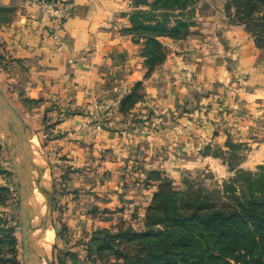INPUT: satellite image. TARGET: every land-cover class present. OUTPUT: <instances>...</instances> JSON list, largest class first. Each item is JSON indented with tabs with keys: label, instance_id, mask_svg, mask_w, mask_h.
<instances>
[{
	"label": "rangeland",
	"instance_id": "rangeland-1",
	"mask_svg": "<svg viewBox=\"0 0 264 264\" xmlns=\"http://www.w3.org/2000/svg\"><path fill=\"white\" fill-rule=\"evenodd\" d=\"M123 1L121 15L128 22L120 32L129 36L135 47L134 55L144 67V77L180 78L174 73L157 75L171 56L168 52L171 48L165 41L193 38L205 52L211 49V42L227 49L233 39L225 38L223 33L230 27L243 35L238 39L232 34V38L238 39L236 42L254 46L259 56L254 67L264 74V45H257L253 32L235 19L232 0H185L182 9L176 8L172 1L168 7H162L158 0ZM14 11L13 6L3 8L0 18L10 19ZM131 18L139 24L134 22L131 27ZM177 21L183 25L175 37L160 27L175 29ZM130 27L134 29L131 31ZM149 37L158 44L147 42ZM158 45L163 52H158ZM149 49L152 54L148 59L158 58L151 68L144 56ZM0 54H4L1 44ZM161 55L164 59L160 62ZM8 61L0 55V75L6 72L4 62ZM249 62L246 59L237 72L236 67L227 66L232 74L231 82L237 84L224 87L223 100H217L215 106L221 113L216 122L223 133L214 131L209 135L208 138L221 136L213 143L206 138L192 143V135L182 132L181 111L176 109L174 114L155 105L140 81L116 100L105 97L89 102L90 118L83 125L91 127L93 140L89 143L95 145L87 153L67 154L61 150L60 139L65 135L61 130L65 126L63 122L71 114L70 103L31 99L22 96L15 87H0L22 122L30 128L34 139L31 149L38 147L47 162L49 264H125L122 254H127L126 246L133 244L125 239L126 232L149 229L163 232L164 225L152 223L165 214L185 213L196 206H201L203 211L224 209L234 202L233 198L242 201L264 197V80L258 93L249 87L250 72L246 71ZM188 80L195 82V76L191 74ZM196 91L193 95L197 109H201L210 91L203 87H197ZM129 94L134 98L124 100ZM72 112L79 111L74 108ZM168 129H174L177 134L166 141L155 139L157 135L167 139ZM18 190L2 131L0 264H23ZM146 242L134 241L139 245ZM130 255V261H135L131 251Z\"/></svg>",
	"mask_w": 264,
	"mask_h": 264
},
{
	"label": "crops",
	"instance_id": "crops-1",
	"mask_svg": "<svg viewBox=\"0 0 264 264\" xmlns=\"http://www.w3.org/2000/svg\"><path fill=\"white\" fill-rule=\"evenodd\" d=\"M61 1L71 5V12L58 23L50 21L40 10L38 0H0V10L15 7L10 19L0 18V44L4 53L0 55L9 60L4 62L6 72L0 75V87H15L22 96L31 99L69 102L71 114L63 122L65 126L61 130L65 135L60 139L61 150L67 154L87 153L95 145L89 143L93 140L91 127L83 125L90 118L87 112L91 107L87 104L96 98L116 100L140 81L155 105L174 114L176 109L181 111L182 132L192 135V143H197L198 138L212 143L221 138L223 131L216 122L221 112L215 105L217 100H223L224 87L237 84L231 82L228 65L236 67L237 72L246 59L250 61L246 68L250 72L249 87L255 93L262 90L264 74L254 67L258 52L252 44L236 42L243 35L231 27L223 33L225 38L233 39L227 49L211 42V49L205 52L193 38L165 41L171 48L168 50L171 56L166 58L161 65L162 72L157 75L174 73L180 78L152 79L144 77V67L134 55L135 47L129 36L120 32L128 22L121 15L123 0ZM232 34L239 38H232ZM191 74L195 82L188 80ZM197 87L210 91L201 109H197L193 95ZM74 108L79 112H72ZM214 131L220 135L211 137ZM172 134L177 133L168 129L167 139L161 135L155 139L166 141ZM119 139H122L120 135Z\"/></svg>",
	"mask_w": 264,
	"mask_h": 264
},
{
	"label": "trees",
	"instance_id": "trees-1",
	"mask_svg": "<svg viewBox=\"0 0 264 264\" xmlns=\"http://www.w3.org/2000/svg\"><path fill=\"white\" fill-rule=\"evenodd\" d=\"M158 1L162 2V7H168L170 1L178 9L185 7V0ZM232 1L235 19L253 32L257 45H264V0ZM130 21L131 27L134 22L139 24L134 18ZM176 25L175 29H168L165 25L160 27L175 37L183 23L177 21ZM131 27L129 30L132 31L134 28ZM153 37L147 38V42L158 44ZM159 50L164 51L160 46ZM151 54L152 50L149 49L144 55L145 63L150 68L158 60L150 56L148 59ZM161 58L162 55L160 62L164 59ZM132 98L134 95L129 94L124 100ZM233 199L234 202L224 209L203 211L201 206H196L185 213L160 216L152 224L164 225L163 232L156 233L152 229L147 232H126L125 239L133 244L126 246L127 254H122L125 264H264V197L242 201ZM141 239L147 240L145 245L134 243ZM129 250L135 261H130Z\"/></svg>",
	"mask_w": 264,
	"mask_h": 264
},
{
	"label": "water",
	"instance_id": "water-1",
	"mask_svg": "<svg viewBox=\"0 0 264 264\" xmlns=\"http://www.w3.org/2000/svg\"><path fill=\"white\" fill-rule=\"evenodd\" d=\"M0 125L4 131V138L9 156L15 168L16 177L19 185V224L21 228V244L23 264H32V253L28 246L29 243V211H28V185L27 175L32 161L26 158L27 147L30 145V128L22 122L20 116L9 103L7 98L0 91ZM12 151V153H11ZM49 191H47L48 197ZM46 197V198H47ZM48 208H50L47 202ZM48 214L46 221L48 222Z\"/></svg>",
	"mask_w": 264,
	"mask_h": 264
},
{
	"label": "bare ground",
	"instance_id": "bare-ground-1",
	"mask_svg": "<svg viewBox=\"0 0 264 264\" xmlns=\"http://www.w3.org/2000/svg\"><path fill=\"white\" fill-rule=\"evenodd\" d=\"M3 128L0 125V134ZM4 138V131H3ZM30 135L26 153L32 167L29 168L27 175L28 185V211L30 218L29 243L28 246L32 253V264H49V229L47 227V191H48V166L45 157L42 156L38 147L31 149V142L34 140ZM6 150L9 151L4 138ZM12 153V151H11ZM50 187V186H49ZM50 200V199H49Z\"/></svg>",
	"mask_w": 264,
	"mask_h": 264
},
{
	"label": "built area",
	"instance_id": "built-area-1",
	"mask_svg": "<svg viewBox=\"0 0 264 264\" xmlns=\"http://www.w3.org/2000/svg\"><path fill=\"white\" fill-rule=\"evenodd\" d=\"M40 10L46 13L50 21L63 22L70 14L71 5L61 0H38ZM53 27L51 26V30Z\"/></svg>",
	"mask_w": 264,
	"mask_h": 264
}]
</instances>
